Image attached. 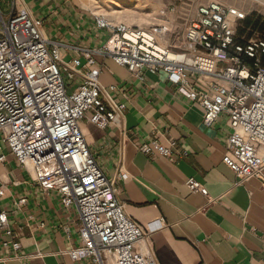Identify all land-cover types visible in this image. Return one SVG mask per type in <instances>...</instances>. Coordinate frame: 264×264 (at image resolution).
<instances>
[{
  "label": "built area",
  "instance_id": "built-area-1",
  "mask_svg": "<svg viewBox=\"0 0 264 264\" xmlns=\"http://www.w3.org/2000/svg\"><path fill=\"white\" fill-rule=\"evenodd\" d=\"M92 16L98 28L108 30V38L86 52L84 62L63 61L61 47L44 35L40 18L15 2L7 18L0 11V136L20 166H31L43 190L54 191L64 207H76L79 242L68 251L72 260L103 264L109 256L113 264H159L152 251L136 250L135 243L149 230L116 197V180L126 175L118 173L113 180L105 175L80 126L87 113L100 128L116 124L126 106L100 84L101 64L92 53L111 57L141 80L146 71L166 73L178 94L202 107L206 126L226 115L229 134L222 161L245 182L264 180V158L258 153L264 146V38L238 36L236 26L245 14L217 2L197 8L184 32L189 47L177 52L158 44L159 28L132 29ZM137 147L150 159L174 162L186 155L176 151L173 140L154 139ZM186 184L207 196L197 180L189 178ZM0 228L12 236L6 211H0ZM3 246L20 250L17 240Z\"/></svg>",
  "mask_w": 264,
  "mask_h": 264
},
{
  "label": "crops",
  "instance_id": "crops-1",
  "mask_svg": "<svg viewBox=\"0 0 264 264\" xmlns=\"http://www.w3.org/2000/svg\"><path fill=\"white\" fill-rule=\"evenodd\" d=\"M14 2L42 20L44 35L61 47L63 61L84 62L86 52L109 36L95 25L93 13L73 0H11V7ZM92 55L101 64L100 84L126 106L116 124L100 128L87 113L80 126L105 175L111 180L126 175L116 180V197L149 230L136 250L152 251L159 264H264V180L240 182L223 163L226 115L206 126L202 107L178 94L166 73L146 71L141 80L111 57ZM75 87L71 83L68 92ZM154 139L173 140L176 151L186 155L174 162L150 159L137 144ZM258 153L264 158V146ZM1 156L0 211L8 214L12 236L0 228V264H96L68 254L79 242L76 207H64L54 191L43 190L31 166H20L0 136ZM189 178L200 182L207 196L191 191ZM11 240L20 243L18 252L3 246ZM103 264H113L111 257Z\"/></svg>",
  "mask_w": 264,
  "mask_h": 264
},
{
  "label": "rangeland",
  "instance_id": "rangeland-1",
  "mask_svg": "<svg viewBox=\"0 0 264 264\" xmlns=\"http://www.w3.org/2000/svg\"><path fill=\"white\" fill-rule=\"evenodd\" d=\"M78 6L94 14L103 15L112 24L122 23L132 29L152 31L159 28L158 44L171 51L189 47L184 32L195 17L199 6L217 2L243 12L248 18L264 21V0H73ZM139 1V2H138ZM135 2V3H134ZM11 0H0V11L7 18ZM236 34L245 38L262 37L264 32L243 21L236 26Z\"/></svg>",
  "mask_w": 264,
  "mask_h": 264
},
{
  "label": "trees",
  "instance_id": "trees-1",
  "mask_svg": "<svg viewBox=\"0 0 264 264\" xmlns=\"http://www.w3.org/2000/svg\"><path fill=\"white\" fill-rule=\"evenodd\" d=\"M243 23L246 26H253L254 28L258 29V30H262L264 32V21H262L261 17L258 18H250V17H245L244 20H242ZM262 64L264 65V58L262 60Z\"/></svg>",
  "mask_w": 264,
  "mask_h": 264
},
{
  "label": "bare ground",
  "instance_id": "bare-ground-1",
  "mask_svg": "<svg viewBox=\"0 0 264 264\" xmlns=\"http://www.w3.org/2000/svg\"><path fill=\"white\" fill-rule=\"evenodd\" d=\"M136 1V0H135ZM139 2V1H138ZM135 3V2H134Z\"/></svg>",
  "mask_w": 264,
  "mask_h": 264
}]
</instances>
